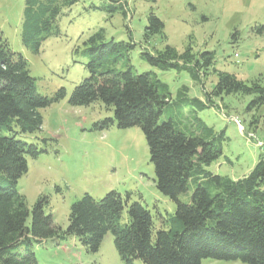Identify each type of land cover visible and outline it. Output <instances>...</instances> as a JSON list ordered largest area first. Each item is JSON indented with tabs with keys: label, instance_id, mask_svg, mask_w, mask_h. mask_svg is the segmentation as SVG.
<instances>
[{
	"label": "trees",
	"instance_id": "1",
	"mask_svg": "<svg viewBox=\"0 0 264 264\" xmlns=\"http://www.w3.org/2000/svg\"><path fill=\"white\" fill-rule=\"evenodd\" d=\"M79 1L24 0L23 47L38 53L48 38L59 36L57 19ZM106 1L93 9L127 16L125 0ZM147 21L144 42L164 28L153 14ZM83 46L88 76L75 86L68 104L82 107L100 102L112 111L113 117L94 124L95 130L113 125L140 128L156 189L175 203V211L162 217L161 227L155 230L150 212L141 204H129L115 191L98 200L84 194L70 206L63 230L45 213V197L31 208L27 206L17 184L27 173L28 159L45 152L36 142L43 122L39 111L67 94L60 89L52 97L39 95L27 61L10 49L0 33V264H38L33 243L60 242L70 236L96 253L107 233L113 236L123 264L135 260L143 264H201L204 259L264 264V153L240 179L215 175L207 169L222 156L224 131L216 133L197 116L186 126L179 114L183 107L202 111L209 108L211 98L231 95L252 97L246 107L251 112L264 105V88L218 73L217 82L205 94L206 101L185 95L171 101L169 87L156 73L139 74L130 64L129 55L135 48L130 34L127 42L105 41L99 29ZM140 58L160 72L184 71L202 85L198 71L208 70L212 55L201 52L194 57L190 48L178 53L166 45L154 54L144 50ZM189 192V202H182L180 196Z\"/></svg>",
	"mask_w": 264,
	"mask_h": 264
},
{
	"label": "rangeland",
	"instance_id": "2",
	"mask_svg": "<svg viewBox=\"0 0 264 264\" xmlns=\"http://www.w3.org/2000/svg\"><path fill=\"white\" fill-rule=\"evenodd\" d=\"M125 1L124 18L119 12L110 15L93 9L107 4L106 0H80L57 19L59 36L48 38L39 52L33 53L23 47L20 38L24 0H0L1 37L27 61L37 93L52 97L64 89L67 94L39 111L43 122L36 142L45 152L28 159L27 173L17 184L29 208L45 197V213L63 230L68 225L70 206L84 194L98 200L115 191L129 204H141L150 212L155 230L161 227L162 217L175 211V203L156 189L154 168L140 128L118 129L113 125L95 130L94 124L112 118V111L100 102L82 107L68 104L75 86L88 76L82 51L90 34L102 29L105 41L116 42L129 41L130 34L135 44L130 64L139 74L156 73L169 87L171 101L182 95L206 101L205 94L217 82L218 73L264 88V0ZM150 14L164 28L144 42ZM166 45L178 53L190 48L194 57L201 52L212 55L208 70L198 71L202 85L184 71L160 72L140 58L144 50L154 54ZM251 99L239 95L211 98L209 108L192 112L187 106L179 112L186 126L191 117L197 116L216 133L224 131L223 153L207 169L211 173L240 179L264 153V105L247 112ZM190 195H182L180 200L189 202ZM33 251L38 264H123L110 233L104 236L96 253L87 251L71 236L60 242H35ZM134 264L143 263L135 260ZM201 264L244 263L204 259Z\"/></svg>",
	"mask_w": 264,
	"mask_h": 264
}]
</instances>
